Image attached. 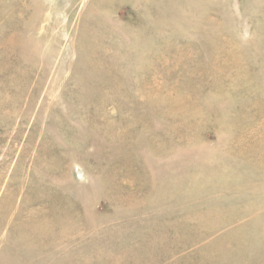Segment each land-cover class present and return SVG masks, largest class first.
Returning a JSON list of instances; mask_svg holds the SVG:
<instances>
[{
  "label": "rangeland",
  "instance_id": "1",
  "mask_svg": "<svg viewBox=\"0 0 264 264\" xmlns=\"http://www.w3.org/2000/svg\"><path fill=\"white\" fill-rule=\"evenodd\" d=\"M0 264H264V0H0Z\"/></svg>",
  "mask_w": 264,
  "mask_h": 264
}]
</instances>
